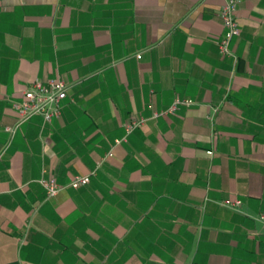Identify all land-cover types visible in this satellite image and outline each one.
<instances>
[{
  "label": "crops",
  "instance_id": "0c3cea01",
  "mask_svg": "<svg viewBox=\"0 0 264 264\" xmlns=\"http://www.w3.org/2000/svg\"><path fill=\"white\" fill-rule=\"evenodd\" d=\"M227 1L0 0V264H264V0L223 56ZM57 78L61 116L11 136Z\"/></svg>",
  "mask_w": 264,
  "mask_h": 264
},
{
  "label": "built area",
  "instance_id": "2783aa9c",
  "mask_svg": "<svg viewBox=\"0 0 264 264\" xmlns=\"http://www.w3.org/2000/svg\"><path fill=\"white\" fill-rule=\"evenodd\" d=\"M237 2L235 0H228L222 8L221 18L225 30L223 38L218 42L220 53L223 56H232L231 43L234 39L240 36V27L236 18ZM139 59L141 56L138 57ZM68 96V85L62 79H54L48 83L40 81L34 82L32 88L23 93L20 102L14 105L18 114V122L13 127H7L6 131L13 136L18 129L25 123L37 116L43 117L46 122H51L55 118L61 116L62 102ZM193 104L191 100H182L177 98L170 112H175L178 107H189ZM158 117V114H155ZM146 123L145 118H136L127 122L124 126L126 137L131 135L136 130L142 128ZM120 143V142H118ZM212 154V152H208ZM41 185L46 190L48 198H54L63 189V187L54 178L41 179ZM90 183V175L76 176L70 183L73 189L85 187ZM240 205L241 202H236ZM260 220L264 221V214L260 215Z\"/></svg>",
  "mask_w": 264,
  "mask_h": 264
}]
</instances>
